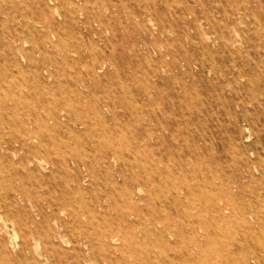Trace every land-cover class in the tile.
I'll return each instance as SVG.
<instances>
[{"label": "rangeland", "instance_id": "obj_1", "mask_svg": "<svg viewBox=\"0 0 264 264\" xmlns=\"http://www.w3.org/2000/svg\"><path fill=\"white\" fill-rule=\"evenodd\" d=\"M253 256L264 0H0V264Z\"/></svg>", "mask_w": 264, "mask_h": 264}, {"label": "bare ground", "instance_id": "obj_2", "mask_svg": "<svg viewBox=\"0 0 264 264\" xmlns=\"http://www.w3.org/2000/svg\"><path fill=\"white\" fill-rule=\"evenodd\" d=\"M53 119V118H52ZM25 135H24V140L22 141V146L24 145V144H27V140H31L32 142H34V140L36 139H38V137H37V135L36 134H31V133H29V132H27V131H25ZM19 137V136H18ZM31 142V143H32ZM16 143V142H15ZM14 147V146H13ZM1 148H3L2 146H1ZM17 148V147H16ZM7 149V148H6ZM9 152V151H8ZM15 152V151H14ZM23 163V162H22ZM129 201V200H128ZM217 210H216V212H217V215L218 216H222V217H228V215L230 214V209L227 207V206H223V207H217L216 208ZM250 213L251 214H253L254 212H251L250 211ZM74 216V215H73ZM137 216V215H136ZM216 216V215H215ZM75 217H77V216H75ZM144 220L146 221V225H150V227L152 228V229H156V227H157V222H158V220H157V218H155V217H153V218H151V217H148V218H146V217H144ZM160 222V224H161V228L162 229H164L165 228V224H163L161 221H159ZM96 224V223H95ZM155 231V230H154ZM104 232V231H103ZM113 232V231H112ZM142 232V231H141ZM110 234V233H109ZM146 234V233H145ZM155 235H157V234H155ZM119 235H117L116 233H114V234H111L110 235V237L108 238V240L111 242V240H116V237H118ZM160 236V235H159ZM193 238V237H192ZM156 239V238H155ZM159 238H157L156 240H158ZM194 239V238H193ZM164 240V239H163ZM169 240V239H168ZM159 242H160V240H158ZM165 241V240H164ZM172 241H175V240H172ZM109 242V243H110ZM189 242V241H188ZM161 243H162V241H161ZM194 243V242H193ZM99 244V243H98ZM157 244H159V243H157ZM177 244V243H176ZM160 245V244H159ZM190 245V244H189ZM165 247V246H164ZM174 254V253H173ZM165 255V254H164ZM166 256V255H165ZM50 257V256H49ZM48 257V258H49ZM125 257V256H124ZM167 258V257H166ZM168 259V258H167ZM166 259V260H167ZM252 259H253V264H261V261H260V259H259V257L258 256H253L252 257ZM50 261V260H49ZM152 261V260H151ZM169 261V260H168ZM140 262H141V260H140ZM157 262V261H156ZM167 262V261H166ZM251 261H249V260H243V264H251L250 263ZM169 263V262H168ZM158 264V263H157ZM171 264H172V262H171Z\"/></svg>", "mask_w": 264, "mask_h": 264}]
</instances>
